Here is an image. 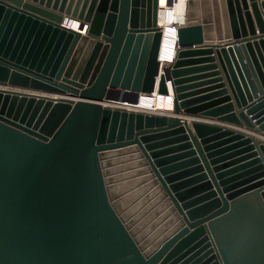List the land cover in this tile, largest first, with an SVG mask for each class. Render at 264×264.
<instances>
[{"label": "water", "instance_id": "water-1", "mask_svg": "<svg viewBox=\"0 0 264 264\" xmlns=\"http://www.w3.org/2000/svg\"><path fill=\"white\" fill-rule=\"evenodd\" d=\"M222 2L168 40L159 0H0V264H264V140L226 126L264 136V0Z\"/></svg>", "mask_w": 264, "mask_h": 264}, {"label": "bare ground", "instance_id": "bare-ground-1", "mask_svg": "<svg viewBox=\"0 0 264 264\" xmlns=\"http://www.w3.org/2000/svg\"><path fill=\"white\" fill-rule=\"evenodd\" d=\"M159 1L160 3H159V16H158L159 23L158 24L162 28L166 39L172 40L177 27L183 24H187L189 22L188 11H189V1L190 0H187L188 1L187 6L182 5L183 3H181L185 0H178V3L176 4L177 13H175V8L173 5L174 0H159ZM64 23L70 28H73L74 30L81 32V34L88 33V30L85 33L86 24L84 23L83 25V23L77 19L66 18L64 20ZM161 73H162V69L160 68V74ZM169 87H170V93L173 94L172 98H174V93L171 89V86L169 85ZM157 94H159L157 91H155V93L152 94L153 100H154L153 105L147 106V107L143 106L142 110H146L150 112H157V113H162V114H169L173 112V111H167V109L171 110L172 108H174V101L171 102L170 98L167 97L166 95H163V97H157Z\"/></svg>", "mask_w": 264, "mask_h": 264}, {"label": "rangeland", "instance_id": "rangeland-1", "mask_svg": "<svg viewBox=\"0 0 264 264\" xmlns=\"http://www.w3.org/2000/svg\"><path fill=\"white\" fill-rule=\"evenodd\" d=\"M194 8L189 10H193L195 12V18L193 22H203L205 18H208L209 23L214 25V34H221L224 35V18H225V6L222 0H195ZM178 0H174L173 5L175 8V13H177L176 4ZM182 5H186L188 1L185 0ZM189 20V19H188ZM190 22V21H189ZM118 107L130 108L129 106L126 107V104L116 103Z\"/></svg>", "mask_w": 264, "mask_h": 264}, {"label": "crops", "instance_id": "crops-1", "mask_svg": "<svg viewBox=\"0 0 264 264\" xmlns=\"http://www.w3.org/2000/svg\"><path fill=\"white\" fill-rule=\"evenodd\" d=\"M259 1H260V0H259ZM258 35H259V31H258ZM228 40H230V39L222 38V39H217L216 42H218L219 44H220L221 42H230V41H228ZM197 74H201V73H197ZM207 86H209V85H207ZM211 92H212V91H211ZM203 94H205V93H203ZM188 118L191 120V118H193V117H188ZM196 119H199V120H205V121H211V122L214 121V122H218L219 124H226V123H222V122H219V121H216V120H211V119H206V118H199V117H196ZM226 126H229V127H232V128H237V129L242 130V131H244V132H246V133H248V134H250V135L257 136L258 138L264 140V136H262V135H260V134H257V133H255V132L252 131V130L246 129L245 127H237V126L230 125V124H226Z\"/></svg>", "mask_w": 264, "mask_h": 264}, {"label": "built area", "instance_id": "built-area-1", "mask_svg": "<svg viewBox=\"0 0 264 264\" xmlns=\"http://www.w3.org/2000/svg\"><path fill=\"white\" fill-rule=\"evenodd\" d=\"M88 30V25L86 24V27H85V33H86V31ZM164 65H163V64ZM162 63H161V69H163L164 68V66L166 65V63L164 62V61H162ZM169 84V83H168ZM163 95H166L167 97H169L170 98V100H171V102H173L174 100V98H172V95L173 94H171L170 92L168 93V94H157V97H163ZM153 103H154V100H153ZM126 104V107L127 106H129V107H131V109H134V110H142L143 108L140 106V105H134V104H129V103H124V105ZM112 105H116V103H113ZM128 109H130V108H128ZM173 109L174 108H172L171 110H168L167 109V111H173Z\"/></svg>", "mask_w": 264, "mask_h": 264}]
</instances>
